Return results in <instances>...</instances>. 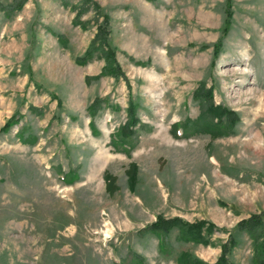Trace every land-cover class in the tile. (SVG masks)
<instances>
[{
	"label": "rangeland",
	"instance_id": "374dc122",
	"mask_svg": "<svg viewBox=\"0 0 264 264\" xmlns=\"http://www.w3.org/2000/svg\"><path fill=\"white\" fill-rule=\"evenodd\" d=\"M104 15L123 76L99 74L101 46L77 62ZM208 91L228 112H201ZM260 214L264 222V0L0 9V264H178L180 252L213 264L230 237L229 260L252 264V238L237 224ZM158 216L216 230L206 245L175 242L172 231L164 254L139 232Z\"/></svg>",
	"mask_w": 264,
	"mask_h": 264
},
{
	"label": "trees",
	"instance_id": "16d2710c",
	"mask_svg": "<svg viewBox=\"0 0 264 264\" xmlns=\"http://www.w3.org/2000/svg\"><path fill=\"white\" fill-rule=\"evenodd\" d=\"M23 3V0H20L16 2L15 4H10L8 6H4L0 4V9L4 10L5 12L19 9ZM81 10V8H80ZM79 12V11H78ZM7 14V13H6ZM106 16L104 15L102 23H100L98 30L95 34V37L90 44V46L86 49L84 55L82 57L77 58V62L80 64H84L87 60L92 58L93 50L98 49V47L101 46V48H105L102 50L103 57L105 58L106 64L103 66L100 75H107V74H114V75H122L123 72L119 66L118 63H115L113 59V50L109 48V44L105 35V27L107 24ZM99 40L98 45H95V41ZM104 45V46H103ZM211 92H207V100L202 103L201 101V112L209 117L217 116V112L219 113H226V109H222L221 106L216 107L212 104V101L210 99ZM203 116V115H202ZM15 119L9 118L4 123L2 130H6L8 127H10L12 124H14ZM192 126H195L199 132L205 131L210 133L212 136H220L222 134V131L217 130L213 131L211 130V126L208 122L198 123L196 121H193ZM178 123L174 124V127H176ZM32 138V137H29ZM104 180L106 182V189L109 192H114L117 187L115 185V177L110 175L109 173H104ZM238 229L244 230V232H247L250 234L252 238V247H253V254L251 257L252 264H264V222L260 215H251L250 217L241 220L238 222ZM216 230L215 225L207 221L205 219H199L195 221H188L186 219H183L179 216H171V217H163L158 216L156 219L152 222H150L148 225L144 226L140 229V236L145 234H152L156 236L158 240V246L160 248V251L164 254H169L174 250V244L169 238V234L172 231L176 232V235L174 237L175 242L180 243H200V244H208L207 241V234ZM260 237H263L260 239ZM236 244V241L233 238H229L227 241L222 242L220 244V255L218 258L213 262V264H235L228 258V251L230 248ZM176 261L178 264H207L206 262L202 261L201 259H198L196 257L191 256L187 252H180L178 257L176 258Z\"/></svg>",
	"mask_w": 264,
	"mask_h": 264
}]
</instances>
